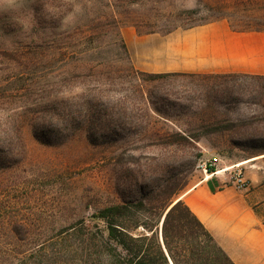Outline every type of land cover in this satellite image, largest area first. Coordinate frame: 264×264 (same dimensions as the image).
Returning a JSON list of instances; mask_svg holds the SVG:
<instances>
[{
	"label": "rangeland",
	"instance_id": "rangeland-1",
	"mask_svg": "<svg viewBox=\"0 0 264 264\" xmlns=\"http://www.w3.org/2000/svg\"><path fill=\"white\" fill-rule=\"evenodd\" d=\"M217 19L235 30L262 29L264 1L0 0V264H101L102 249L90 238L103 227L91 216L97 209L179 196L204 180L198 165L213 154L221 158L217 168L264 155L228 140L240 131L235 124H257L252 117L264 107L214 104L215 118L207 120L192 113V100L162 98L156 105L165 117L150 116L136 101L137 68L128 47V58L118 47V36L140 62L163 67L166 55L150 48L173 44L175 37L163 42L165 29L179 33ZM149 28L159 30L155 38L137 41L147 35L139 30ZM120 69L129 74L125 82L110 84L106 71ZM140 82L143 91L163 97L159 85L166 84ZM86 97L106 111L100 128L74 113ZM240 167L246 178L264 181V156ZM234 169L208 180L244 196L251 188L236 187ZM154 212L150 217L158 220L161 211ZM236 250L245 259L253 255Z\"/></svg>",
	"mask_w": 264,
	"mask_h": 264
},
{
	"label": "trees",
	"instance_id": "trees-1",
	"mask_svg": "<svg viewBox=\"0 0 264 264\" xmlns=\"http://www.w3.org/2000/svg\"><path fill=\"white\" fill-rule=\"evenodd\" d=\"M109 5V4H106ZM111 5V4H110ZM115 11V9H114ZM111 10L102 15H95V19L107 17ZM133 26L138 28L137 24ZM196 25H190L191 28ZM173 29H165L169 33ZM144 34L159 32L154 28L139 30ZM118 47L128 56L126 44L118 36ZM128 58V57H127ZM92 66L88 68L87 76L93 75ZM134 79L131 83L135 88L136 101L141 107L157 116L165 117L156 103L162 98L175 100H192L196 103L192 113L200 119H214L213 105L235 102H251L264 107V75L244 73H193V72H143L132 67ZM129 75L120 69L113 75L106 71L107 81L112 84L125 82ZM142 76H145L144 78ZM152 81L166 85H159L163 97L155 91H143L140 82ZM176 84V87H174ZM157 86H155L156 88ZM96 100L86 97L80 109L74 113L81 115L90 128H100V122L105 115V109L99 111ZM252 121L235 124L237 136L228 140L231 145L240 149L244 147L264 149V113L252 117ZM237 127V128H236ZM230 130V128L228 129ZM249 130V131H247ZM263 130V131H262ZM258 136L262 143H257ZM91 140H94L92 138ZM153 202L146 204L143 200L110 203L99 209L91 216L103 222V227L91 232L93 245H99L103 253L101 264H236L225 249L215 240L213 235L197 218L194 212L179 196L173 193L166 198H153ZM162 202V203H161ZM160 203V205H158ZM160 209L158 220L153 219ZM144 211L145 219H138L135 212ZM264 223V220L262 221ZM141 228V231H137ZM161 234V240L158 235ZM98 233V234H97ZM97 243V244H96Z\"/></svg>",
	"mask_w": 264,
	"mask_h": 264
},
{
	"label": "crops",
	"instance_id": "crops-1",
	"mask_svg": "<svg viewBox=\"0 0 264 264\" xmlns=\"http://www.w3.org/2000/svg\"><path fill=\"white\" fill-rule=\"evenodd\" d=\"M174 37L173 44L165 49L150 48L153 55L160 52L166 55L163 67H156L153 62H140L126 39L125 44L134 66L145 72L264 75V28L235 30L227 20L217 19L179 33L171 31L162 40L166 42ZM145 38L155 37L149 33L144 37L137 36L136 40ZM262 156H252L239 162L247 164ZM248 178L251 190L244 196L234 194L226 186H216L213 180H208L209 177L179 196L236 264H264V219L260 220L264 213V181L260 182L256 175ZM260 207L263 209L258 214ZM230 240L236 244L231 246ZM237 245L250 250L253 255L243 258L236 250Z\"/></svg>",
	"mask_w": 264,
	"mask_h": 264
},
{
	"label": "built area",
	"instance_id": "built-area-1",
	"mask_svg": "<svg viewBox=\"0 0 264 264\" xmlns=\"http://www.w3.org/2000/svg\"><path fill=\"white\" fill-rule=\"evenodd\" d=\"M220 160L221 158L218 154H213V155H210L205 160H202L198 166L200 167L203 173L207 172L211 174V176L217 175V173H215L217 170L226 168V166L217 168V165L220 162ZM240 166L241 165H235V166L231 165V166H228L227 169L222 170V171H226L230 168H233V169L235 168L232 172V178H233L234 184L239 189L247 190L250 186V182H249V179L244 176V172Z\"/></svg>",
	"mask_w": 264,
	"mask_h": 264
},
{
	"label": "bare ground",
	"instance_id": "bare-ground-1",
	"mask_svg": "<svg viewBox=\"0 0 264 264\" xmlns=\"http://www.w3.org/2000/svg\"><path fill=\"white\" fill-rule=\"evenodd\" d=\"M243 163H245V162L242 161V162H239V163H235V164H233V165H234V166H235V165H241V164H243ZM227 168H228V166H226V168H223V169H219V170H217L215 173L218 174V173H220V171L225 170V169H227ZM205 174H206L205 177H210V176H211V174H209V173H207V172H206Z\"/></svg>",
	"mask_w": 264,
	"mask_h": 264
},
{
	"label": "water",
	"instance_id": "water-1",
	"mask_svg": "<svg viewBox=\"0 0 264 264\" xmlns=\"http://www.w3.org/2000/svg\"><path fill=\"white\" fill-rule=\"evenodd\" d=\"M159 237H160V240H161V234L159 235ZM168 261H169V264H172V262L170 260H168Z\"/></svg>",
	"mask_w": 264,
	"mask_h": 264
}]
</instances>
